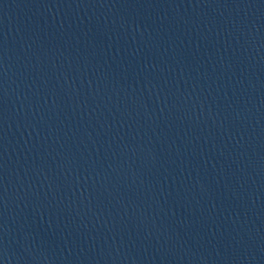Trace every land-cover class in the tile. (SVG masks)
<instances>
[{
  "label": "water",
  "instance_id": "water-1",
  "mask_svg": "<svg viewBox=\"0 0 264 264\" xmlns=\"http://www.w3.org/2000/svg\"><path fill=\"white\" fill-rule=\"evenodd\" d=\"M0 264H264V0H0Z\"/></svg>",
  "mask_w": 264,
  "mask_h": 264
}]
</instances>
